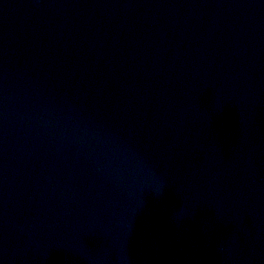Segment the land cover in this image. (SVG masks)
<instances>
[{
    "label": "water",
    "instance_id": "1",
    "mask_svg": "<svg viewBox=\"0 0 264 264\" xmlns=\"http://www.w3.org/2000/svg\"><path fill=\"white\" fill-rule=\"evenodd\" d=\"M0 264H264V0H0Z\"/></svg>",
    "mask_w": 264,
    "mask_h": 264
}]
</instances>
